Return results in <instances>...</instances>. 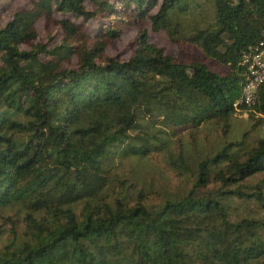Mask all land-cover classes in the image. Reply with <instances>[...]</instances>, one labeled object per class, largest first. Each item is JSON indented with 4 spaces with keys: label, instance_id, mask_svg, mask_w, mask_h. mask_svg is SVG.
I'll return each mask as SVG.
<instances>
[{
    "label": "trees",
    "instance_id": "1",
    "mask_svg": "<svg viewBox=\"0 0 264 264\" xmlns=\"http://www.w3.org/2000/svg\"><path fill=\"white\" fill-rule=\"evenodd\" d=\"M263 41L264 0L0 7V264H264V83L233 106Z\"/></svg>",
    "mask_w": 264,
    "mask_h": 264
},
{
    "label": "rangeland",
    "instance_id": "2",
    "mask_svg": "<svg viewBox=\"0 0 264 264\" xmlns=\"http://www.w3.org/2000/svg\"><path fill=\"white\" fill-rule=\"evenodd\" d=\"M30 6V0H3L0 4L3 21H7L12 17L14 12L22 8H28ZM57 18L58 15H55ZM94 26V24H91ZM37 30L39 32V37L41 40H45L44 36V25L40 21L37 24ZM133 33L124 34L119 43L114 48H110L107 53L109 55L120 56L123 59H127L130 56V51L128 48L129 40L132 39ZM150 42L157 47L163 48L168 55L176 56L180 54L179 49L169 42L167 36L163 33H150ZM240 116V117H239ZM235 118L232 123L233 129L237 132H242L251 126V122L247 119V115H239ZM256 135L264 137L263 132H256ZM218 140L215 134H208V141L214 142ZM155 163L149 166L148 170H139L143 180L147 184H152L155 191L164 193L169 191H176L178 189L179 183L175 179L174 175L166 170L163 166L162 160L158 157L155 158Z\"/></svg>",
    "mask_w": 264,
    "mask_h": 264
},
{
    "label": "built area",
    "instance_id": "3",
    "mask_svg": "<svg viewBox=\"0 0 264 264\" xmlns=\"http://www.w3.org/2000/svg\"><path fill=\"white\" fill-rule=\"evenodd\" d=\"M245 63L247 64V75L242 87L241 99L233 105L235 109H238L237 106L242 103L246 106L253 105L259 88L264 83V41L260 48L245 57Z\"/></svg>",
    "mask_w": 264,
    "mask_h": 264
}]
</instances>
